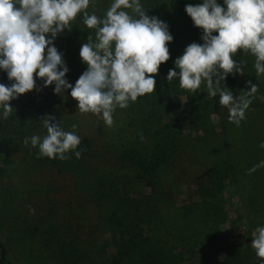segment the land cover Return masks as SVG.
Listing matches in <instances>:
<instances>
[{"label":"clouds","instance_id":"9594fccd","mask_svg":"<svg viewBox=\"0 0 264 264\" xmlns=\"http://www.w3.org/2000/svg\"><path fill=\"white\" fill-rule=\"evenodd\" d=\"M95 3L0 0V71L11 82L0 83V117L11 114L10 101L36 89V78L44 87L54 85L58 95L70 89L80 113L95 114L108 126L117 107L126 108L129 102L155 91L153 74L170 58L168 44L173 36L168 24L149 16L142 0H110L103 16L88 11ZM185 12L202 30L203 43L187 45L166 79L169 84L178 80L179 87L190 92L201 89L203 83L207 95L218 96L219 104L228 109V120L239 126L258 86L249 80L247 89L234 95L221 81L229 74H244L246 61L234 59L238 51L254 58L252 68L258 79L264 75V0H223L222 4L202 0L186 4ZM78 16L94 31V37L89 34L80 47L87 67L73 85L66 79L69 68L54 41L65 29L71 30ZM42 122L47 134L26 137L25 145L38 147L39 155L50 159L64 160L70 151L80 157L81 140L75 132L65 131L50 115ZM259 147L264 148V141ZM261 166L264 161L250 171ZM251 246L264 264V226L253 232Z\"/></svg>","mask_w":264,"mask_h":264},{"label":"trees","instance_id":"16d2710c","mask_svg":"<svg viewBox=\"0 0 264 264\" xmlns=\"http://www.w3.org/2000/svg\"><path fill=\"white\" fill-rule=\"evenodd\" d=\"M109 3L110 0H96L95 7L90 5L88 11L103 16ZM142 4L149 16L163 19L158 0H142ZM186 16L192 38L196 43H203L202 30L195 27L191 18ZM89 34L94 37V31L88 29L78 16L72 22L71 30L65 29L58 35L69 52L73 53L74 57L71 58L78 73L81 69L79 67L86 65L79 51L81 45L87 42ZM175 43L171 41L168 44L169 60L177 54ZM246 56L238 51L234 59L245 61ZM163 68L162 63L158 73L153 74L156 80L155 91L138 97L135 102H129L128 107L123 108L130 137L108 157L111 161L110 170L101 168L107 151L97 150L93 138L89 136L80 138L81 143L77 147V151L81 152L79 158L70 151L64 160L50 159L40 156L38 150H30L36 165L50 167L58 175L76 177L78 183L88 189L92 202L108 204L105 223L109 230L114 228L116 231L106 233L104 230V239L98 245V240L81 239L65 230L50 212L35 213L30 219L15 220L10 231H0V264H30L33 255L57 264H89V261L96 260V264H261L260 258L255 263L250 261L249 257L252 258L253 254L249 248L246 249L247 244H251L248 240L226 238L222 232H218L205 241L176 246L165 241L156 229V223L152 224L151 219L159 205L178 204L174 198L183 189L178 184L177 187L172 177L183 161L191 138L199 133L204 137L214 128L224 134L223 125L230 122L228 109L219 104L217 96L211 97L209 112L211 115H223V119L209 125L203 119L206 110L200 104V98L196 94L189 97L187 92L180 94L188 102V106L180 112L189 127L185 128L178 117L172 119L168 103H174V96L178 94L160 83ZM72 76L76 81L80 75ZM241 78L239 73L229 74L225 81H221V86L239 95ZM7 82L6 72L0 71V83L6 85ZM23 124V120L15 124L13 118L5 121L0 117V178L5 174L6 166L22 149L27 137L21 129ZM224 141V147L228 150L226 138ZM101 158L104 162L99 161ZM231 168L229 160L214 166L207 179L197 183V188L190 196L193 201L190 204L182 203L185 212L199 210L205 217V223L209 219L217 222L215 215L219 212L210 211L216 205L212 198L224 190L225 182L233 176ZM121 171L126 175H121ZM134 185L141 188L135 189ZM8 238L11 244H8ZM16 242L29 247L28 251L19 253L15 247ZM33 247L36 253L31 250ZM224 252L227 257L220 259V254Z\"/></svg>","mask_w":264,"mask_h":264},{"label":"rangeland","instance_id":"374dc122","mask_svg":"<svg viewBox=\"0 0 264 264\" xmlns=\"http://www.w3.org/2000/svg\"><path fill=\"white\" fill-rule=\"evenodd\" d=\"M158 1L163 13L162 21L168 24L173 41H176L177 54L163 63V74L160 77L162 86L178 94L174 96V103H168L170 116L172 119L178 117L185 128L189 127L188 121L180 112L188 106L187 99L180 97V94L187 92L189 97L196 94L200 98V104L206 110L203 119L209 125L217 124L223 119V115L210 114L211 97L204 91L203 83L201 89L190 92L181 89L178 80L169 84L166 79L169 69L174 68V60L183 54L187 45L195 42L190 34L185 5H195L202 0ZM218 2L222 4L223 0ZM54 45L62 53V58L69 68L66 79L74 85L76 81L72 75H81L87 65L79 67L81 69L78 73L77 66L71 58L74 57L73 53L69 52L59 36L55 39ZM245 61V72L240 80V93L247 89L249 80L258 86L257 93L245 112V119L239 126L232 122L224 123V134L215 131L214 128L204 137L199 133L191 138L183 161L172 177L175 184L183 189L174 198L178 204L159 205L151 219L152 224L156 223V229L158 228L159 233L168 243H174L176 246L181 243L190 245L198 240L210 239L214 233L218 232H222L226 238H236L238 241L248 240L251 243L250 239L255 229L264 226V166L250 171L255 165L264 161V148L259 147L264 141V75L259 79L256 77L255 70L252 68L254 61L252 56L247 55ZM10 83L9 81L6 85ZM36 84V89L10 101L12 112L7 118L2 119L6 121L13 118L15 124L23 120L21 129L27 137L32 135L43 137L47 133L42 118L50 115L55 118V121L60 122L65 131L75 132L80 138L83 136L93 138L94 147L97 150L107 151V156L103 157L105 162L103 158L99 160L104 162L101 168L110 170L111 161L108 157L130 137L124 110L117 107L113 112V123L108 126L95 114L80 113L77 109L78 102L69 94L70 89L63 95H58L53 91L54 85L44 87L43 81L39 78H36ZM171 122L174 123L172 120ZM73 124L76 128L72 127ZM224 138L227 140L228 150L224 147ZM30 150H38V147L23 143L21 151L6 166L7 170L0 178V231H10L15 220L21 221L34 216L35 213L50 212L61 227L71 234L81 239L98 240V245H101L104 230L106 233L116 231L114 228L109 230L105 223L109 205L92 202L88 189L79 184L76 177L58 175L50 167L36 165ZM226 160L232 164L230 173H233V176L225 182L224 190L212 198L216 201V205L210 211L211 213L219 212L215 215L217 222L209 219V222L205 223V217L199 213V210L185 212L181 205L182 203L190 204L193 201L190 196L197 188V183L207 179L213 167ZM122 172L121 175H126ZM134 187L141 188L135 185ZM7 242L12 243L9 238ZM247 245L246 249L249 248L253 254V257L249 259L255 263L258 258L255 250L251 244ZM15 247L21 254H23L22 251L29 249L20 242H16ZM31 250L36 253L34 247ZM226 257V252L220 254V259ZM30 260V264H57L50 260L39 259L34 255ZM97 262L98 260L88 263L96 264Z\"/></svg>","mask_w":264,"mask_h":264}]
</instances>
